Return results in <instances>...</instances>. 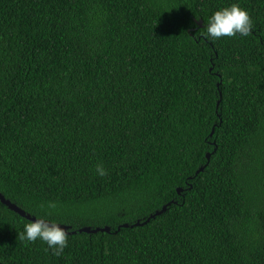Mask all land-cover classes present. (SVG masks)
I'll use <instances>...</instances> for the list:
<instances>
[{
  "label": "trees",
  "instance_id": "obj_1",
  "mask_svg": "<svg viewBox=\"0 0 264 264\" xmlns=\"http://www.w3.org/2000/svg\"><path fill=\"white\" fill-rule=\"evenodd\" d=\"M0 195L111 229L57 257L0 204V264H264V0H0Z\"/></svg>",
  "mask_w": 264,
  "mask_h": 264
},
{
  "label": "clouds",
  "instance_id": "obj_2",
  "mask_svg": "<svg viewBox=\"0 0 264 264\" xmlns=\"http://www.w3.org/2000/svg\"><path fill=\"white\" fill-rule=\"evenodd\" d=\"M253 21L250 14L242 9L238 4H232L230 7L216 11L207 25V35L213 40H219L224 37L234 38L239 34L247 37L252 35ZM96 172L99 176H106L107 170L103 165L98 164ZM44 209L45 205L40 206ZM47 208L55 210L57 204L49 202ZM51 215V211L47 213ZM20 240L36 242L41 240L45 242L52 250V254L59 257L68 247V232L55 222H49L44 218H37L29 221L24 228V232L19 234Z\"/></svg>",
  "mask_w": 264,
  "mask_h": 264
},
{
  "label": "water",
  "instance_id": "obj_3",
  "mask_svg": "<svg viewBox=\"0 0 264 264\" xmlns=\"http://www.w3.org/2000/svg\"><path fill=\"white\" fill-rule=\"evenodd\" d=\"M199 27L201 28V24H199ZM222 98V95H220V99ZM220 104V103H219ZM218 104V105H219ZM215 129V128H214ZM215 130H213L212 134H211V138L214 136ZM207 160L208 162L210 161V155L207 156ZM204 168L200 169L196 176H198L199 174L204 172ZM182 190H179L178 193L181 194ZM0 204L2 206H4L9 212L17 215L19 218L29 222V221H34L35 218H32L29 215H26L23 211H21L19 208H17L15 205L11 204L9 201L5 200L1 195H0ZM169 206L164 207L163 210L161 212H158L155 214V216H151V218L145 223V224H140L137 223L135 226L133 227H141L144 225H147L151 220L156 219L157 217L162 216L163 214H165L167 212ZM61 226V225H60ZM62 228H64L67 232H68V236L69 235H76V234H88V235H97V234H111V229L110 228H104V229H96V230H91L90 228H84L79 230L78 232H72V228L70 227H66V226H61ZM129 226L128 225H124L120 228H118L117 232H120L122 229H128Z\"/></svg>",
  "mask_w": 264,
  "mask_h": 264
}]
</instances>
